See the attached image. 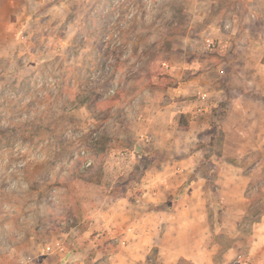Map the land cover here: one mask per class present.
I'll list each match as a JSON object with an SVG mask.
<instances>
[{
  "label": "rangeland",
  "instance_id": "374dc122",
  "mask_svg": "<svg viewBox=\"0 0 264 264\" xmlns=\"http://www.w3.org/2000/svg\"><path fill=\"white\" fill-rule=\"evenodd\" d=\"M252 4L264 22V0H0V264H60L59 245L74 251V227L91 221L95 208L124 209L117 198L130 178L125 153L134 131L144 126L132 118L180 101L173 88L188 78L177 72L189 53L200 59L222 56L209 38L216 43L218 36L254 30L264 35L263 23L253 26ZM217 65L201 80L226 87L218 108H227L242 86L240 78L251 81L254 72L237 73L223 64L220 73ZM257 73L261 99L248 117L254 123L230 128L225 123L228 130L210 124L196 129L192 144L180 140L184 157L202 163L200 175L209 181L226 157L246 168L232 178L264 176V70ZM187 110L181 118L205 117H195L194 107ZM229 114L235 122L237 112ZM152 125L160 130L165 123ZM157 153L160 160L170 159V149ZM263 188H249L250 202L237 219L211 193L188 202L183 188L165 208L196 205L195 211L206 214L214 264H264ZM230 205L244 208L240 202ZM258 235L261 245L254 242ZM163 255L154 248L133 264H166Z\"/></svg>",
  "mask_w": 264,
  "mask_h": 264
},
{
  "label": "crops",
  "instance_id": "0c3cea01",
  "mask_svg": "<svg viewBox=\"0 0 264 264\" xmlns=\"http://www.w3.org/2000/svg\"><path fill=\"white\" fill-rule=\"evenodd\" d=\"M248 8L255 10L253 26L259 28L264 22L256 12V6L252 4ZM258 8L261 6L258 5ZM234 31L231 30V33ZM256 32L254 30L250 35L228 34L224 37L218 36L219 38L215 36L216 43L214 39L209 38L207 41L212 47L217 44L222 56L219 58L207 55L200 59L199 56L189 53L190 58L186 59L184 64H180L183 68L177 72L179 75L186 73L188 78L183 79L173 88V93L180 96V101L162 104L151 115L142 113V118H132L144 126L134 131L133 146L125 153L129 160L124 167L130 178L126 180L124 195L117 198L118 203L123 202L124 209L118 208L121 206L115 208V205L110 206L113 210L95 208L90 216L91 221L88 220L84 225L77 224L74 227L77 228L76 234L72 236L73 242L76 243L74 251H71L69 244L64 242L59 245L58 253L59 257H62L60 264H133L135 261L147 258L150 250L154 248L162 250L163 263L166 264H176L179 260L188 261L190 264H214L212 260L214 248H210L206 243L207 228L204 222L206 214L195 211L196 205L178 208L170 203L166 209L165 204L182 188L181 196L188 202L199 203L208 192L216 201L222 203L225 211L237 219L245 212L246 205L250 202L249 188L254 192L264 187V176L256 177L254 181L251 173L239 175L236 179L232 178V174H239L246 168L234 164L227 157L225 161H220L214 167L216 176L213 181H209L205 175H200L204 165L190 161V156L184 157L186 152L180 146L182 139H190L192 144L197 128H207L210 124L218 126L219 123L221 124L218 127L224 128L227 123L230 128V125L238 127L240 124L251 125L255 122V120L249 121L248 117H254L256 108L259 107L262 84L259 80L256 82L255 77L259 76L257 72L264 70V61L261 59L264 56V35ZM198 58L200 60L196 62ZM213 64H218L219 68L223 64L228 65L230 69L234 67L237 73H243L245 70L254 72L252 82H246L244 77L240 78L243 90L237 87V97L231 98L227 108H220L224 111L218 107L225 97L226 87L213 81V85H207L206 81L201 80L205 74H211L210 71L214 69H211ZM252 65H255V68ZM223 71L224 68H220L219 72ZM237 78L239 79V75ZM251 83L250 87L248 84ZM244 90L248 91V94H245L246 91L241 94ZM250 94L249 99L251 98L252 101H247L249 99L244 96ZM241 97L244 101L240 103ZM191 107L195 109V117L203 115L206 118H181L182 115L186 116V112L189 111L187 109ZM229 112H237L235 122L230 118ZM159 119L164 120L165 123L164 128L160 130L152 125ZM228 128L226 126L224 129L228 130ZM192 147H196L194 142ZM164 149H170L171 155L168 160L157 158V152ZM225 153L224 150L221 151V159L225 158ZM145 160L148 162L144 163ZM250 170L255 171V168L252 167ZM137 171L141 174L139 179L133 177L136 176ZM135 186L138 187V191ZM233 201L240 202L244 208L234 209L230 205ZM124 220L127 223L124 224ZM262 221L264 222V216ZM258 238L259 240L254 242L261 245L263 240H260L259 235ZM123 249L124 253H122ZM67 250L71 253L67 254ZM85 255L90 259L85 258ZM225 257L228 259L231 257L229 251L226 252ZM101 259H104V262Z\"/></svg>",
  "mask_w": 264,
  "mask_h": 264
},
{
  "label": "built area",
  "instance_id": "2783aa9c",
  "mask_svg": "<svg viewBox=\"0 0 264 264\" xmlns=\"http://www.w3.org/2000/svg\"><path fill=\"white\" fill-rule=\"evenodd\" d=\"M132 104H133V102H132Z\"/></svg>",
  "mask_w": 264,
  "mask_h": 264
}]
</instances>
